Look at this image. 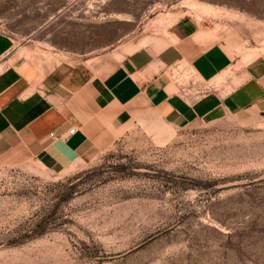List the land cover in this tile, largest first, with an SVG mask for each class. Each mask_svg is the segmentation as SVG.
<instances>
[{"label": "rangeland", "instance_id": "374dc122", "mask_svg": "<svg viewBox=\"0 0 264 264\" xmlns=\"http://www.w3.org/2000/svg\"><path fill=\"white\" fill-rule=\"evenodd\" d=\"M192 16L233 58L214 80L186 62L197 97L264 55V0H0V33L56 60H116L162 46L167 17ZM225 77V79H223ZM135 122L98 157L64 170L0 158V264H264V113L172 128Z\"/></svg>", "mask_w": 264, "mask_h": 264}, {"label": "crops", "instance_id": "0c3cea01", "mask_svg": "<svg viewBox=\"0 0 264 264\" xmlns=\"http://www.w3.org/2000/svg\"><path fill=\"white\" fill-rule=\"evenodd\" d=\"M167 22L166 44L127 46L116 60L93 64L39 55L0 33V158L33 159L61 171L94 161L135 122L176 128L223 114L264 113V55L249 60L230 89L229 77L197 97L177 91L173 66L186 62L201 81H215L233 58L202 20L185 15Z\"/></svg>", "mask_w": 264, "mask_h": 264}, {"label": "built area", "instance_id": "2783aa9c", "mask_svg": "<svg viewBox=\"0 0 264 264\" xmlns=\"http://www.w3.org/2000/svg\"><path fill=\"white\" fill-rule=\"evenodd\" d=\"M75 132V128H71L70 130H69V133H74Z\"/></svg>", "mask_w": 264, "mask_h": 264}]
</instances>
